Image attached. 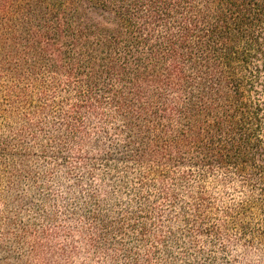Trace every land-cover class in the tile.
<instances>
[{
  "label": "trees",
  "instance_id": "16d2710c",
  "mask_svg": "<svg viewBox=\"0 0 264 264\" xmlns=\"http://www.w3.org/2000/svg\"><path fill=\"white\" fill-rule=\"evenodd\" d=\"M0 264H264V0H0Z\"/></svg>",
  "mask_w": 264,
  "mask_h": 264
},
{
  "label": "rangeland",
  "instance_id": "374dc122",
  "mask_svg": "<svg viewBox=\"0 0 264 264\" xmlns=\"http://www.w3.org/2000/svg\"><path fill=\"white\" fill-rule=\"evenodd\" d=\"M65 185L71 186L73 184V182L67 178L62 179L61 180ZM25 185H22L23 188H26V183H24ZM39 184H42L41 182ZM35 192V191H34ZM36 194L39 196V194L41 195H50V198L55 199L56 203L58 205H63L65 206L64 202L61 200V196H60V192H59V188L56 186V181L55 180H50L48 185H46L44 188H39L36 191ZM38 199V198H37ZM36 198H34L33 195H31V198L26 200L27 205L30 206V203H34V204H39L40 202L37 200ZM60 211L61 208L58 207L57 209L54 210L57 218L60 217ZM62 217V216H61ZM26 219L32 222H35L38 226L40 227H44L45 223L42 221V219H39L38 216L33 212L30 211L28 214H26ZM62 219V218H61Z\"/></svg>",
  "mask_w": 264,
  "mask_h": 264
}]
</instances>
